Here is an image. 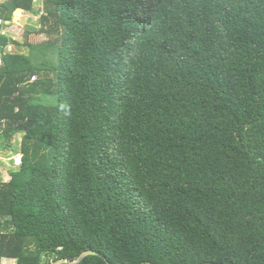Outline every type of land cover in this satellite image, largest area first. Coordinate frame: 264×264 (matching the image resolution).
Listing matches in <instances>:
<instances>
[{"label":"trees","instance_id":"1","mask_svg":"<svg viewBox=\"0 0 264 264\" xmlns=\"http://www.w3.org/2000/svg\"><path fill=\"white\" fill-rule=\"evenodd\" d=\"M40 17L56 63L2 53L0 137L22 139L0 258L264 264V0H42Z\"/></svg>","mask_w":264,"mask_h":264},{"label":"rangeland","instance_id":"2","mask_svg":"<svg viewBox=\"0 0 264 264\" xmlns=\"http://www.w3.org/2000/svg\"><path fill=\"white\" fill-rule=\"evenodd\" d=\"M39 4H41V0H36L35 8L38 11H39V7H38ZM31 14L29 12H24L17 9L13 11L10 19L4 20L2 22L0 36L1 37L7 36L9 39L8 42L4 45L3 50L0 49V51L2 53H6V52L13 53L14 50L16 52L18 51L24 52L29 54V56H32V58L35 59L36 62L52 65V63L53 62L56 63L55 61L57 60L55 53L56 50L54 48V45L51 44L49 47V45L46 46L45 43L49 39L56 40L58 34L49 35L43 33L39 14H37V12L36 13L32 12ZM28 44H32L34 48L32 49L30 46H28ZM40 98L43 103L45 102L53 103L56 99L55 96H48V97L40 96ZM21 139H22L21 135H17V134L13 135L10 141L7 140V138H4V143L0 141V149L10 153L12 152L13 146L15 149H17V147H20ZM18 142H19V146H17ZM10 158L11 157H7L5 159L1 158V161L3 163H0V174L3 172L1 171L2 165L3 168L6 169L7 167H10L12 165ZM16 163L19 164L20 162H16ZM16 163L14 159L13 164ZM3 173H4L3 175L5 176L4 178H7L8 177V175L6 174L7 172H3ZM52 262H55V260L49 258V264Z\"/></svg>","mask_w":264,"mask_h":264},{"label":"crops","instance_id":"3","mask_svg":"<svg viewBox=\"0 0 264 264\" xmlns=\"http://www.w3.org/2000/svg\"><path fill=\"white\" fill-rule=\"evenodd\" d=\"M35 5H36V0H35ZM39 11L35 8V6H34V9H35V11H27V10H22V9H18V10H21V11H24V12H29L30 14L32 13V12H37V14H39V17L41 16V8H42V0H41V4H39ZM17 10V9H16ZM32 15V14H31ZM41 18V17H40ZM40 23H41V19H40ZM41 27H42V23H41ZM42 31V30H41ZM44 33V32H43ZM26 43V42H25ZM17 45V44H16ZM30 45H32V44H28V46H30ZM41 46V45H40ZM13 53H21V54H25V55H29V54H27V53H24V52H20V51H18V52H16L15 50H14V52ZM30 82H32V80H31V77H30V80H29ZM40 97V96H39ZM45 97H48V96H45ZM17 135H20V134H17ZM11 140V139H10ZM0 141L1 142H3L4 143V138H2V137H0ZM17 146H19V142H18V144H17ZM15 151V152H14ZM20 153V151H19V147H17V149H15L14 148V146L12 147V152H10V153H8L7 151H3L2 149H0V163H3L2 161H1V158L2 159H5V158H7V157H11L10 158V161L12 162V165L10 166V167H7V169L6 168H3V165H2V167H1V171H3V172H7L6 174L8 175V177L7 178H4L5 176L3 175L4 173L2 172L1 174H0V179L2 180V181H4V182H6L7 180H9V178H10V175H11V172H13L15 169H17V167H18V165L19 164H17L16 162H20L21 161V154H19ZM14 159H15V163L16 164H13V162H14ZM20 160V161H19ZM63 259H59V260H57V261H55V262H52V263H50V264H63L64 262H67V261H62ZM0 264H17V259H14V258H8V257H1L0 258Z\"/></svg>","mask_w":264,"mask_h":264},{"label":"built area","instance_id":"4","mask_svg":"<svg viewBox=\"0 0 264 264\" xmlns=\"http://www.w3.org/2000/svg\"><path fill=\"white\" fill-rule=\"evenodd\" d=\"M6 0H0V4H2V3H4ZM4 20L0 17V26L2 25V22H3ZM2 27V26H1ZM0 31H1V29H0ZM10 51V50H9ZM2 52L0 51V67L2 66ZM35 76H32L31 77V80L33 81V80H35Z\"/></svg>","mask_w":264,"mask_h":264},{"label":"water","instance_id":"5","mask_svg":"<svg viewBox=\"0 0 264 264\" xmlns=\"http://www.w3.org/2000/svg\"><path fill=\"white\" fill-rule=\"evenodd\" d=\"M88 254H96V251H87V252H84L83 254H81V256L78 258V260H80V259H82L84 256H86V255H88ZM64 260V259H63ZM62 260V261H63ZM64 261H66V260H64ZM67 262H69V263H74L73 261H67Z\"/></svg>","mask_w":264,"mask_h":264}]
</instances>
